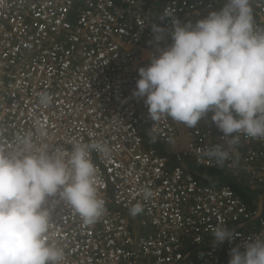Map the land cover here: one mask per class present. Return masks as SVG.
<instances>
[{
    "label": "built area",
    "instance_id": "2783aa9c",
    "mask_svg": "<svg viewBox=\"0 0 264 264\" xmlns=\"http://www.w3.org/2000/svg\"><path fill=\"white\" fill-rule=\"evenodd\" d=\"M223 3L0 0V142L11 148L17 136L32 132L34 140L68 150L73 142L109 148L106 155L91 152L105 201L100 218L85 225L62 201L52 208L49 235L64 250L63 264H227L231 248L264 234V194L262 202L247 204L228 185L204 186L170 167L186 161L243 170L251 188L264 186V139L241 134L234 153L219 163L207 152L230 138L211 114L194 129L167 116L153 121L144 100L132 95L137 69L155 51L151 26L170 28L173 18L195 24ZM250 5L254 25L264 29V0ZM170 43L169 37L159 47ZM41 93L51 98L46 107ZM137 204L143 211L130 215ZM232 225L238 239L214 246L215 228Z\"/></svg>",
    "mask_w": 264,
    "mask_h": 264
},
{
    "label": "clouds",
    "instance_id": "9594fccd",
    "mask_svg": "<svg viewBox=\"0 0 264 264\" xmlns=\"http://www.w3.org/2000/svg\"><path fill=\"white\" fill-rule=\"evenodd\" d=\"M151 31L153 41L149 43L156 46L155 51L149 64L137 69L139 79L132 93L144 100L149 119L167 116L179 126L194 129L211 114V122L230 138L207 152L219 163L234 153L233 145L241 134L264 139V29L254 25L250 0H224L222 7L195 24L173 18L170 28L155 24ZM169 37L171 43L159 47ZM39 102L46 107L51 98L41 93ZM37 134L46 135L41 128ZM33 136L32 132L17 136L11 148L0 142V264H63L64 250L49 235L54 205L62 201L85 225L94 224L106 210L98 194L91 152L106 155L108 146L73 142L68 150L43 139L38 142ZM170 167L192 174L204 186L228 185L245 203L253 201L246 202L225 181L232 172L249 177L243 170L225 173L221 167L209 169L186 161H171ZM198 171L217 172L222 177L215 184H205L206 178ZM235 182L243 183L239 177ZM248 188L256 190L255 186ZM150 195L146 191L145 196ZM142 211L137 204L130 215ZM233 226L216 227L213 245L238 239ZM238 226L239 231L245 230ZM229 255L228 264H264V234L231 248Z\"/></svg>",
    "mask_w": 264,
    "mask_h": 264
},
{
    "label": "crops",
    "instance_id": "0c3cea01",
    "mask_svg": "<svg viewBox=\"0 0 264 264\" xmlns=\"http://www.w3.org/2000/svg\"><path fill=\"white\" fill-rule=\"evenodd\" d=\"M172 121L175 122L174 120H172ZM225 146L227 148V145H225ZM232 150H233V148L231 147L229 149V152H231ZM198 172H199V176H201L202 178H204V179L206 178L208 180L211 179V181H210L211 183H213V184L216 183V180L217 179L207 178L206 177V175L213 174V173H208V174L204 173L203 174L202 171H198ZM215 174H217L219 178L222 177V175L220 173L218 174L216 172ZM228 177L230 178L231 181L230 180H227V179H225V181L231 182L230 184L238 190V192L244 197V200L246 202H249L250 200H255L257 203H259L260 201L262 202V197H263V194H264V187H262V186L256 187L255 186L256 190L251 191L248 188V186L250 185V182L248 181L249 180V177L246 176L243 172H240L239 176L235 172H232L230 175H228ZM237 177H239V180H241L243 182L242 184H240V185H237L236 184L235 179Z\"/></svg>",
    "mask_w": 264,
    "mask_h": 264
},
{
    "label": "trees",
    "instance_id": "16d2710c",
    "mask_svg": "<svg viewBox=\"0 0 264 264\" xmlns=\"http://www.w3.org/2000/svg\"><path fill=\"white\" fill-rule=\"evenodd\" d=\"M148 1H150V2L156 1V3L160 6V5L166 3L169 0H148ZM205 173L208 174L209 172L208 171H205ZM211 173H214V172H211ZM204 183L205 184H208V183H210V181L208 179H205Z\"/></svg>",
    "mask_w": 264,
    "mask_h": 264
},
{
    "label": "rangeland",
    "instance_id": "374dc122",
    "mask_svg": "<svg viewBox=\"0 0 264 264\" xmlns=\"http://www.w3.org/2000/svg\"><path fill=\"white\" fill-rule=\"evenodd\" d=\"M206 177H207V178H214V179H218V178H219L218 175L215 174V173H213V174H208V175H206ZM219 183H222V182H219ZM227 264H228V262H227Z\"/></svg>",
    "mask_w": 264,
    "mask_h": 264
}]
</instances>
